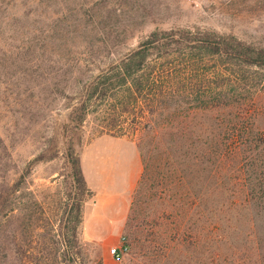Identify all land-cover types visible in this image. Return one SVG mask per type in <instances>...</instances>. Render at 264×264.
Segmentation results:
<instances>
[{"label":"rangeland","instance_id":"rangeland-1","mask_svg":"<svg viewBox=\"0 0 264 264\" xmlns=\"http://www.w3.org/2000/svg\"><path fill=\"white\" fill-rule=\"evenodd\" d=\"M183 29L264 48V0H0V264H252L243 255L248 222L234 223L235 232L220 222L219 238L213 239L199 229L208 228L207 215L198 218L189 204L192 186L170 184L165 177L170 162L147 159L144 132L132 129L141 120L137 105L121 103L117 112L124 129L108 134L133 142L141 161L122 225L113 243L82 235L92 192L75 179L73 162L96 137L99 115L90 99L82 123L74 109L87 98V84L152 33ZM222 65L230 69V84L234 72L239 74L234 96L241 104L190 113V131L181 143L197 152L234 135L241 123L243 132L264 131V67H236L226 58ZM190 162L203 175L214 170L205 161ZM237 166L226 164L215 173L234 177ZM172 187L187 191L186 205ZM115 206L105 210L107 219ZM106 222L94 231L107 230ZM122 235L128 250L116 263L107 250Z\"/></svg>","mask_w":264,"mask_h":264},{"label":"trees","instance_id":"trees-1","mask_svg":"<svg viewBox=\"0 0 264 264\" xmlns=\"http://www.w3.org/2000/svg\"><path fill=\"white\" fill-rule=\"evenodd\" d=\"M222 58L230 60L236 67H264V48H253L233 37L205 31L154 32L103 75L96 76L87 84V98L74 109L76 121H84L88 113L86 104L90 99L96 103L95 112L99 115L95 136L121 131L124 128L119 122L123 120L117 107L122 103L135 109L137 105L141 120L133 126V133L144 132L148 145L147 159L152 158L162 164L170 162L165 174L170 184L192 186L189 204L196 207L198 218L202 214L207 215L204 223L208 228L201 226L199 229L209 231L214 239L219 235L216 227L220 222L234 226L231 232H235L234 223L247 227L246 220L249 231L245 232L243 241V255H248L245 260L253 258L252 264H264V225L261 224L264 217V131H252L250 128L243 132L244 123H241L234 135L223 137L220 143L208 142V148L200 152L190 143H181L187 136L186 132L190 131L188 119L192 111L241 104L234 96L238 88L236 82L240 78L235 77V71L230 84V69L222 65ZM182 147L192 151H185ZM226 156L228 159L223 162L221 159ZM190 161H205L214 170L203 175L201 170L186 164ZM231 163L234 167L238 165L235 169L238 175L219 178L216 169L226 164L228 167ZM73 164L74 177L83 185L78 159ZM145 169L144 163V172ZM195 184L197 189H194ZM210 186L226 187L208 190ZM172 189L179 197V203L186 205L187 191L179 193V189ZM243 210L252 214L247 217ZM76 217L77 224L79 215ZM219 232L222 233L221 230Z\"/></svg>","mask_w":264,"mask_h":264},{"label":"crops","instance_id":"crops-1","mask_svg":"<svg viewBox=\"0 0 264 264\" xmlns=\"http://www.w3.org/2000/svg\"><path fill=\"white\" fill-rule=\"evenodd\" d=\"M78 164L83 182L92 192L91 201L84 206L82 235L88 240L113 243L141 173L137 148L123 137L102 134L83 145ZM113 204L116 206L107 219L105 210ZM103 221H107V230L95 232V228L102 229Z\"/></svg>","mask_w":264,"mask_h":264},{"label":"built area","instance_id":"built-area-1","mask_svg":"<svg viewBox=\"0 0 264 264\" xmlns=\"http://www.w3.org/2000/svg\"><path fill=\"white\" fill-rule=\"evenodd\" d=\"M128 250V244L126 238L122 235L119 237L117 244L108 247L107 253L112 261L118 263L121 261L123 255L126 254Z\"/></svg>","mask_w":264,"mask_h":264}]
</instances>
